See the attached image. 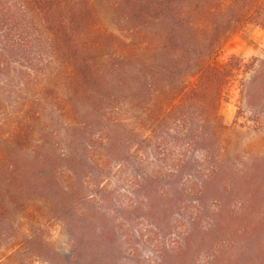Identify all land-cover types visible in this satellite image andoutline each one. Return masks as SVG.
Masks as SVG:
<instances>
[{
	"label": "trees",
	"instance_id": "trees-1",
	"mask_svg": "<svg viewBox=\"0 0 264 264\" xmlns=\"http://www.w3.org/2000/svg\"><path fill=\"white\" fill-rule=\"evenodd\" d=\"M248 27L264 31V0H0V138L34 139L49 93L58 137L79 136L57 157L68 256L40 220L46 155H0V264H264V57L211 64Z\"/></svg>",
	"mask_w": 264,
	"mask_h": 264
},
{
	"label": "rangeland",
	"instance_id": "rangeland-1",
	"mask_svg": "<svg viewBox=\"0 0 264 264\" xmlns=\"http://www.w3.org/2000/svg\"><path fill=\"white\" fill-rule=\"evenodd\" d=\"M235 55L243 60H248L253 56L264 57V31L248 27L237 31L229 36L220 46L219 50L213 56L211 64L215 67H223L227 59ZM16 92V91H15ZM12 95V101L14 97L21 96L22 98L32 99L35 95H32V91L24 92L23 94L10 93ZM238 92L234 85H230L226 88L225 100L221 102L219 107V113L222 116L223 123L230 126L234 120L236 111ZM20 104L10 103L8 108V115L13 117L16 113L21 115L28 108V101L20 100ZM42 105L36 109L41 114L40 120L28 119L30 124V131L33 132V138H27L24 142L21 138L17 141L5 142L0 138V155L7 151L8 154L20 155L21 153L29 154L27 149H32L33 152H40L45 154L46 158L43 161V165H38V168L42 172L52 171L57 175V178L49 182L48 187L43 191V196H49L51 198V205H47L44 209V216L40 219L41 224L44 227V237L46 240L51 241L54 248L62 255H70L69 236L65 228L62 218L58 217V150L61 152L78 151L76 146V140L78 139V133L73 130H65L64 136L58 137V128H61L63 123H58V96L54 94H47V99L41 101ZM33 106V105H32ZM35 108H37L35 106ZM4 116L0 117V124H2V132L0 135H6L8 129L5 128L3 123ZM15 122V121H14ZM13 122L10 124V127ZM16 126V124L14 125ZM38 142L42 145V148L35 149L34 143ZM28 144V145H26ZM26 145V146H25ZM50 152V153H48ZM61 165H66L62 163ZM75 210L68 211V217H75ZM37 228V225L35 226ZM134 245L136 246L138 255L146 257L149 254V247L141 241L140 236L134 237ZM140 262V261H139ZM42 264V263H36Z\"/></svg>",
	"mask_w": 264,
	"mask_h": 264
}]
</instances>
